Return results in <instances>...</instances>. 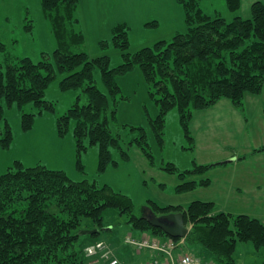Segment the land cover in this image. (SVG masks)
Masks as SVG:
<instances>
[{
	"label": "trees",
	"instance_id": "16d2710c",
	"mask_svg": "<svg viewBox=\"0 0 264 264\" xmlns=\"http://www.w3.org/2000/svg\"><path fill=\"white\" fill-rule=\"evenodd\" d=\"M80 1L42 0L58 47L52 54L42 53L38 63L25 57L8 59L5 65H0V121H5L4 102L9 107L17 105L23 112V130H31L35 113L38 116L56 111L55 104L46 100V92L62 76V91L80 89L87 98L86 104H81L80 95L57 118L59 139L65 140L73 132L77 167L81 171H84L82 155L95 146L99 148L100 173L111 165H119L116 154L124 163L130 160L128 148L125 149L120 134H115L113 128L118 126V107L126 99L117 78L134 67L143 71L150 96L159 108L151 125L161 146L165 142L166 117L173 109L178 110L184 136L194 149L190 123L196 112H205L225 99L245 114L246 96H260L264 92L262 1L252 5L251 18L237 16L228 21L205 14L200 7L202 0H176L184 7L187 30L176 33L170 42L161 41L134 54L128 52L127 26L120 24L114 28L113 37L114 46L123 52V62L117 67H112L108 56L90 58L83 50H73L84 43L82 33L76 31L80 26ZM225 2L231 12L241 9L242 0ZM102 46L107 44L103 42ZM0 51H7L2 42ZM97 72L106 91L98 86ZM25 107L35 112L26 113ZM131 129L140 133L130 145L137 146L151 165L158 166L144 129ZM13 140V130L6 120L1 148L9 149ZM260 151L264 152V148ZM223 164L195 162L192 169L180 171L175 164L168 163L161 169L180 179L175 191L181 194L209 187L211 180L207 174ZM148 207L158 216L184 214L192 229L183 241L195 256L215 264H239L236 249L240 242L251 243L264 258V222L258 218L216 213L215 203L199 200L187 208L162 207L151 201ZM137 210L131 198L112 188L98 187L87 179L74 181L65 171L46 165L25 166L15 161L0 176V264H84L82 253L88 242L82 232L97 231L89 234L92 238L112 232L105 218L114 213L126 214V223L137 232L181 241L153 227L145 211L140 214ZM97 241L96 238L89 242Z\"/></svg>",
	"mask_w": 264,
	"mask_h": 264
},
{
	"label": "rangeland",
	"instance_id": "374dc122",
	"mask_svg": "<svg viewBox=\"0 0 264 264\" xmlns=\"http://www.w3.org/2000/svg\"><path fill=\"white\" fill-rule=\"evenodd\" d=\"M257 1L264 2L242 0L241 9L235 13L229 11L225 0H202L200 7L210 17H221L230 21L237 16L251 18V7ZM78 19L80 26L76 31L82 33L84 43L73 50H83L90 58L108 56L112 67L123 62V52L113 44L114 28L120 24L127 26L130 42L128 52L131 54L161 41L170 42L176 33L187 30L184 7L176 0H81ZM30 25L32 29H29ZM0 42L7 48L6 53L0 51V65H5L8 59L15 61L25 57L38 63L42 60V53L52 54L58 44L51 22L43 10L42 0H0ZM103 42L107 46L103 47ZM96 77L99 88L106 91L100 73L97 72ZM62 78L59 76L54 80L46 92V100L55 104L56 111L38 116L35 113V122L29 131L22 128L23 112L18 106L9 107L3 103L5 121L9 122L13 130L14 140L7 150L0 146V176L15 161H21L25 166L42 164L50 169L65 171L74 181L87 179L98 187L107 186L128 196L140 214L144 211L145 215L154 212L148 207L150 201L162 207L174 205L187 208L190 203L199 200L215 203L216 213L246 214L264 222V152L260 151L264 148V100L260 98L263 93L260 96H246L245 114H241L243 122L246 123L245 129L241 117L230 114L234 107L228 100H221L213 107L216 110L211 108L213 112L209 118L204 115H208L211 109L207 110L208 114L204 112V115L196 112L190 123L196 143L194 149H191L192 145L184 136L178 110L173 109L166 117L165 142L161 146L151 125V121L158 116L159 108L150 96L143 71L134 67L117 78L121 93L126 99L118 107V126L113 128L115 134H120L125 149L128 148L126 150L130 154V160L124 163L116 154L115 160L119 161V165H111L100 173L98 146L82 155L84 171H81L77 167L73 132L65 140L58 137L57 118L65 114L80 95L81 104L87 102L86 95L80 89L62 91ZM24 111L35 112H31L29 107H25ZM5 121H0V145ZM132 127L144 129L158 166L151 165L137 146L130 145L140 133L138 130L133 131ZM232 148H235L234 153L237 156H242L241 161L244 162L247 157L249 160L239 165L231 164L233 160L223 157ZM195 162L203 165L222 162L228 165L226 169L223 167L225 164L212 168L207 174L211 180L209 187L176 193L175 188L181 183L180 179L161 167L173 163L180 171H185L192 169ZM251 175L255 179L245 181V177ZM238 189L243 191L239 192ZM127 217L126 214L114 213L105 218L108 223L106 225L112 227L113 231L96 237L106 244L113 257L119 260V264H138L135 260L138 256H142L140 264H152L156 260L162 263L172 260L178 262L181 256L194 254L187 249L183 240L175 242L161 235L133 230L126 223ZM187 226L191 231L190 222ZM84 236L88 243L82 257L85 259L84 264H89L86 248L90 245L89 241L96 238ZM129 239L140 243L149 241L171 246L172 257L165 253L162 259L149 257L155 250L144 245L135 246L128 242ZM196 257L214 263L204 257ZM236 257L239 264L264 261L262 252L257 251L251 243L239 242Z\"/></svg>",
	"mask_w": 264,
	"mask_h": 264
},
{
	"label": "built area",
	"instance_id": "2783aa9c",
	"mask_svg": "<svg viewBox=\"0 0 264 264\" xmlns=\"http://www.w3.org/2000/svg\"><path fill=\"white\" fill-rule=\"evenodd\" d=\"M128 242L138 247L140 245H144L145 247H149L150 249H153L159 253H162V254L165 253L170 258L172 257L171 246L167 247L165 245H161V243L149 242V241H142V243H140L134 239H129ZM86 256L90 259L89 264H104V262H106V264H119L120 263L117 258L113 257V255L111 254V252L109 251V249L107 248L104 242H98L96 244H93L87 247ZM152 264H214V263L209 262V261H204L194 255L186 254V255L181 256L178 262H175L172 260V261L162 263L159 260H156Z\"/></svg>",
	"mask_w": 264,
	"mask_h": 264
},
{
	"label": "water",
	"instance_id": "95a60500",
	"mask_svg": "<svg viewBox=\"0 0 264 264\" xmlns=\"http://www.w3.org/2000/svg\"><path fill=\"white\" fill-rule=\"evenodd\" d=\"M146 218L153 227L161 229L165 234L174 239H186L190 232L183 213L158 216L154 212H149ZM95 233L97 231L82 232L83 235H92Z\"/></svg>",
	"mask_w": 264,
	"mask_h": 264
},
{
	"label": "crops",
	"instance_id": "0c3cea01",
	"mask_svg": "<svg viewBox=\"0 0 264 264\" xmlns=\"http://www.w3.org/2000/svg\"><path fill=\"white\" fill-rule=\"evenodd\" d=\"M98 6V5H97ZM260 98H262L261 100H264V92H263V94L261 95V97ZM259 98V99H260ZM263 103V102H262ZM264 105V104H263ZM218 106H220V104L218 105ZM218 106H216V107H218ZM233 108V107H232ZM214 109V108H213ZM213 109H211V110H209L210 111V113L208 114L207 112H209V111H205V113L206 114H208V115H204L205 113L204 112H202V114L205 116V118H209L210 117V114H212L211 112H213ZM214 110H216V109H214ZM230 114H233L234 116H239V117H241V120H242V122H243V116L241 115L242 113L241 112H239V111H237V110H235L234 108H233V111L232 110H230ZM201 113V112H200ZM207 116V117H206ZM219 123V122H218ZM243 124H244V129H245V126H246V123H244L243 122ZM230 148H231V146H230ZM235 148H232L231 149V152L230 153H228V154H226V156H224L223 158H230L231 160H233V161H231L230 163L231 164H243L244 162L246 163L248 160H249V158L247 157V158H244L245 159V161L243 162V161H241V158L240 157H242V156H237L235 153ZM264 154V153H263ZM244 157V156H243ZM250 157V156H249ZM252 157V156H251ZM234 160H235V162H234ZM222 163V162H221ZM227 165H228V163H225V165H223V167L226 169L227 168ZM255 176H253V175H251V176H246L245 177V181H252L253 179H255L254 178ZM259 187V186H258ZM238 191L239 192H242L243 190L241 189V190H239L238 189ZM258 191V190H257ZM150 256H153V258H155V257H159V259H162V258H164V254H162V253H159V252H157V251H152L151 252V254H149V257ZM132 257V256H131ZM133 257H135V255L133 256ZM162 257V258H161ZM142 259V256H138V257H136V262H138V264H140V263H142V261H141V259ZM144 258V257H143ZM152 258V259H153ZM146 259V258H145ZM145 259H143V260H145Z\"/></svg>",
	"mask_w": 264,
	"mask_h": 264
}]
</instances>
